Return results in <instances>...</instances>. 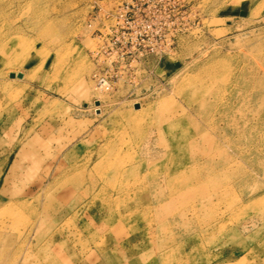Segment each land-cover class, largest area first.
Returning <instances> with one entry per match:
<instances>
[{
  "label": "rangeland",
  "instance_id": "obj_1",
  "mask_svg": "<svg viewBox=\"0 0 264 264\" xmlns=\"http://www.w3.org/2000/svg\"><path fill=\"white\" fill-rule=\"evenodd\" d=\"M0 264H264V0H0Z\"/></svg>",
  "mask_w": 264,
  "mask_h": 264
},
{
  "label": "bare ground",
  "instance_id": "obj_2",
  "mask_svg": "<svg viewBox=\"0 0 264 264\" xmlns=\"http://www.w3.org/2000/svg\"><path fill=\"white\" fill-rule=\"evenodd\" d=\"M186 149H187V148H186ZM138 171H139V170H138ZM102 174H104V172H103ZM119 174H120V173H119ZM105 175H106V174H105ZM105 175H104V176H105ZM119 177H120V176H119ZM109 179H110V178H109ZM107 192H108V191H107ZM257 202H258V201H257ZM254 206H255V205H254ZM108 217H109V215H108ZM108 219H109V218H108ZM164 223H165V222H164ZM165 224H166V223H165ZM164 226H165V225H164ZM160 228L163 229V227H160ZM157 230H158V228H157ZM178 238H179V237H178ZM166 241H167V240H166ZM168 241H169V240H168ZM168 241H167V242H168ZM164 242H165V241H163V244H164ZM167 242H166V243H167ZM165 245H166V244H165ZM165 245H164V246H165ZM162 246H163V245H162ZM165 247H166V246H165ZM43 249H44V248H43ZM165 249H166V248H165ZM44 250H45V249H44ZM42 251H43V250H42ZM164 251H165V250H164ZM44 252H45V251H44Z\"/></svg>",
  "mask_w": 264,
  "mask_h": 264
},
{
  "label": "water",
  "instance_id": "obj_3",
  "mask_svg": "<svg viewBox=\"0 0 264 264\" xmlns=\"http://www.w3.org/2000/svg\"><path fill=\"white\" fill-rule=\"evenodd\" d=\"M14 77H15V75H13V74H11V75H10V78H14ZM17 77H18V78H21V77H22V75H21V74H19V75H17Z\"/></svg>",
  "mask_w": 264,
  "mask_h": 264
}]
</instances>
